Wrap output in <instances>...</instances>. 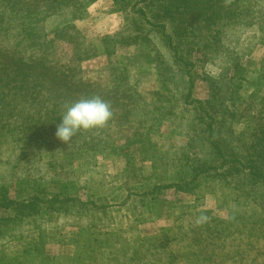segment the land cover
<instances>
[{"label":"rangeland","instance_id":"1","mask_svg":"<svg viewBox=\"0 0 264 264\" xmlns=\"http://www.w3.org/2000/svg\"><path fill=\"white\" fill-rule=\"evenodd\" d=\"M158 2L0 0V16L38 17L36 45L18 57L66 68V78L58 74L63 99L45 83L33 95L22 91L34 84L26 81L38 71L34 61L19 64L21 91L0 97V264H264V208L233 188L231 175L219 178L222 169L214 176L208 168L213 159L196 111L198 100H216V86L202 77L228 65L224 47L242 54L232 65L240 97L228 141L241 150L237 136L246 144L249 124L263 129L264 0H205L200 15L183 0H167L179 35L168 17L164 34L181 41L178 52L193 64L191 104L185 93L176 95L188 83L160 71L176 69L173 54L137 12L143 7L149 17ZM6 40L0 38V58L14 65ZM90 97L110 105V121L67 144L58 140L66 106ZM195 165L201 172L188 183ZM54 197L80 203L53 201L49 210ZM21 203L38 210L18 216Z\"/></svg>","mask_w":264,"mask_h":264},{"label":"trees","instance_id":"2","mask_svg":"<svg viewBox=\"0 0 264 264\" xmlns=\"http://www.w3.org/2000/svg\"><path fill=\"white\" fill-rule=\"evenodd\" d=\"M140 1L142 2V4H144V6L153 5V0ZM159 1L160 2L158 3L160 4L156 6L157 11L155 13L151 12V15L149 17L147 16V13L143 9V7H139L137 9V12L140 14L139 18L143 20L142 23L151 26V28L148 30L157 31L165 41L166 46L173 54L172 58L176 63V69L172 68V65H167L164 67L160 66V71H162L163 73H167L174 80L188 83L187 88V85H181L180 91L176 92V95L179 93V98H182V93H185V103L191 104L195 101L191 97L194 72L192 71V69H190V67L193 66V64L186 59V57H189V55H186L189 54L188 52H186V54H180L178 52L177 46H179V44L181 46V41H178L179 44L178 42L176 44L173 43L171 35L167 34L168 36H165L164 31H166L167 27L166 22L164 21V17H168V21L172 25V31L175 35H179V27L177 28L176 25H173L174 20L170 12L172 5L170 3L166 4L167 0ZM203 1L205 0H183L185 10L188 9L193 14H203L204 9L201 4V2ZM0 17H3L0 20V38L2 40L9 39L6 40L9 42L8 46L10 47V49L8 50L12 52L5 53H10L14 60L15 57L17 59L15 64L13 65L12 60L9 63L8 61L0 58V68L3 69V74L0 73V97L2 98L6 97L7 95L11 96L16 94L18 89L23 85V78L18 79V77L21 75V69L19 67L20 62L25 63L27 61H34L36 62L38 71H33V74L29 73L27 74L28 77H26L27 82H34V84L33 86L25 87L24 89H22V91L24 90L23 92L26 95H28V92L33 95V93H35V90L38 91L39 89V86L37 85H39L40 83H45L46 89L50 88L51 90L57 91L59 94L58 97H62L61 99H63L66 96V93L62 90V85L59 84L58 74L60 78H66L65 74L63 73L66 68H55V70L58 69L60 71L59 73H57L55 72V70L52 71L48 64H41L45 63V61L41 59L39 61L38 59L28 58L26 61H22L21 58L18 57L23 56V52L21 50L23 47L36 45L35 39L37 37L33 31L34 29L32 27V24L35 23V18L37 16L33 17L29 15L23 17L19 16V18H15L11 17V15L8 13H2ZM139 21L140 19L138 18L134 19L133 24L135 25V31H140V29L142 28V26L138 24ZM261 24L262 28L264 29V19H262ZM217 51L220 52V47H218ZM221 52L223 53V55L221 56H223L224 58L226 57L225 59L226 62L228 61V65H226V67L216 76L212 77L205 75L202 77L204 78V80L208 81V85H210V87L213 88L214 86H216V100L213 104L206 102V106L203 105V101L198 100L197 103H199V105L197 104L196 107V111L200 113L199 122H202L205 126L201 130V138L208 142L211 150V159H213V164L209 165L208 168L214 171V176H216V172H218L217 169H222L223 171L221 173H218L219 175L216 176L219 178H227L231 175V179L235 182L233 183V188L240 189L242 194H244L246 197H249L253 204L264 208V131H262L264 127H262L263 129H261V126H263L262 124L260 126L257 125V127L255 125L252 126L249 124V126L247 127V136L250 138L246 141V144L242 143L243 137H241L240 135L237 136L238 140L241 142L242 147H240L239 145L241 150L237 149L236 144L231 145L229 143L228 138L233 133V131L230 129L228 124H230L231 117H233L234 115V105L237 103L240 97L239 86L233 79L234 75L232 71V65H234L235 62H238L242 54L238 53L237 51H226L224 47L221 48ZM2 54L4 53L0 51V55ZM10 65L11 70L8 71ZM7 72L9 73L5 77L4 74ZM18 81L20 85L17 88L15 86ZM19 90L21 91V89ZM208 100L210 101L211 99ZM260 114L261 115L259 116V123H264V107L260 108ZM225 121L227 125L223 123ZM201 140L198 141L201 142ZM243 147L249 153H243ZM189 158L195 159L192 156H189ZM191 167H193V169H191L192 179H190L188 183L190 181H193L201 172L199 169H197L198 165ZM189 168L190 167H188V170ZM188 183L186 182L182 184H174V187L177 189H184V187L187 188L186 186L188 185ZM53 201L60 202V205L65 202L67 203V201H74V203L71 204L75 205L80 203L79 200H76L74 198L65 197L63 199H56L54 197L50 198L48 202L45 201L47 202L46 208H48L49 210L50 208H55L54 204H51ZM2 206H8V204H4ZM37 210L38 204L33 205L29 203H21L19 205L17 214H19L18 216H29L34 212H37Z\"/></svg>","mask_w":264,"mask_h":264},{"label":"clouds","instance_id":"3","mask_svg":"<svg viewBox=\"0 0 264 264\" xmlns=\"http://www.w3.org/2000/svg\"><path fill=\"white\" fill-rule=\"evenodd\" d=\"M110 105L100 97L77 100L66 106L56 126L55 136L63 143H69L78 131L104 127L112 118Z\"/></svg>","mask_w":264,"mask_h":264}]
</instances>
